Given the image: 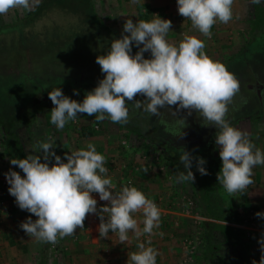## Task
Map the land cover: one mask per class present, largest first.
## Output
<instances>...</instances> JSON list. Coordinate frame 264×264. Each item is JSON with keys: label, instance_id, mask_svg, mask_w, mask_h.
Wrapping results in <instances>:
<instances>
[{"label": "rangeland", "instance_id": "obj_1", "mask_svg": "<svg viewBox=\"0 0 264 264\" xmlns=\"http://www.w3.org/2000/svg\"><path fill=\"white\" fill-rule=\"evenodd\" d=\"M26 2L22 1L23 5L20 9L18 5L17 10L0 8V99L12 96L19 101V96L20 110L24 107V112L32 113L29 107H34L36 100L35 105H31L27 93H22L24 88L18 86L12 91L9 89L14 85L23 84V87L29 88L34 84L42 93L37 104L41 110L32 121L31 134L27 129L15 126L27 158L26 168L31 169L32 173L14 157L7 159L0 156V175H19L25 184V190L19 189L17 195L4 196L0 213L12 221L13 217L16 218L17 209L22 211L19 212L21 220L20 217L27 214L30 216L28 220H43L38 223L39 231L43 233L39 249L43 255L40 260L44 257V261L40 264L65 258V246L61 239L65 224L59 221L67 223V219L72 218V209L69 216L57 214L50 192L43 188L44 181L52 178V174L59 180L60 177L64 178L75 188L98 185L103 190L117 191L130 181L144 200L163 198L157 211L145 208L138 213L164 214L160 215L155 227H159L162 221L163 227L169 223L184 231L178 235L177 248L181 255L176 264H210L207 258L211 256L216 264H259L264 258V238L262 233L253 232L254 229H261L254 207L240 205L237 210H254L257 220L255 228L244 220L243 214L239 215L238 225L230 226L239 231L241 237L238 236V242L247 245L243 252L245 254L238 253L240 248L226 253L230 243L228 238L229 243L225 246V237L218 234L214 237L208 235L209 238L206 236L208 218L202 215L199 196L192 187L197 182L199 169L205 167L204 159L208 155L203 151H208V142L213 137L218 143L224 139V130L217 127L210 136L203 135L204 139L199 136L200 131L211 126L212 121L217 125L225 122L226 126L233 128L237 121L251 117L257 111H264V91H261L260 106L254 90L255 81L264 85V71L260 73L257 69L256 75L253 73L252 76L248 66V63L255 64L258 54L254 56L244 51L245 67L239 64L243 52L234 55L232 60L228 57L244 46L246 38L250 39L247 29H244L245 26L249 27L250 12H238L236 17L230 12V23H225L226 35H221L225 41L223 48L220 47L222 44L216 43L214 34H210L207 40L206 55L197 57L192 52L193 56L189 50L188 56L183 54L184 50H193L199 45L193 39L187 47H179L182 55L172 61L175 63L172 68L179 75L167 76L161 72L160 64L152 62L150 67L138 61L144 60L142 56L135 58L134 53H144L143 48L138 46L151 43V38H147L144 32L138 34L135 28L128 25L130 18L127 17L125 6L128 5H124L125 1L118 0L117 3L120 4V12L127 13L126 17L111 15L112 20L107 21L101 15L103 12H117L115 0H91L93 12H89L85 0ZM255 2L264 7V0ZM40 3L41 8L29 18L28 12L34 11ZM97 14L99 17L96 18ZM124 19L128 20L127 24H120ZM16 23H19L17 27L14 25ZM239 28L243 31L239 32ZM261 33H264V29L258 35ZM222 39L218 41L223 43ZM224 58H229L227 66L220 68L218 73L202 77L195 75L201 66L217 64ZM241 68L248 70L245 71L248 76L237 72ZM223 71L227 74H222ZM216 74L225 77H215ZM63 90H69L71 94L64 96ZM79 91L82 92L81 97L77 96ZM11 118L15 121L17 116ZM241 125L244 131L250 132L249 125L245 124L244 127L243 122ZM91 126L93 136L87 140L82 137L81 128ZM185 127H193L200 141L195 146L197 148H193V142L197 139H182ZM4 144L0 130V153ZM158 144H163L164 149L174 148L173 152L183 155L185 159L182 164L186 169L179 165L180 169L175 170L172 164L165 163L167 161L163 159ZM102 150H105L108 160L104 159ZM40 156L47 159L48 172L36 165L35 161ZM181 171L185 174L182 175ZM212 174L217 177L215 187L220 190L214 194L218 202L216 205H221L219 193L223 195L225 187L219 184L223 178L219 176V169ZM142 175L149 187L142 183ZM240 186L243 189L242 182ZM163 188L167 192L159 194ZM174 199L178 201V211L183 215L172 221L168 216H172L170 212L174 211L171 209ZM181 218L186 221L181 222ZM51 219L54 224L50 222ZM15 222H12L14 226ZM28 225L31 226L30 223ZM207 238L210 245L215 246L208 257L204 252Z\"/></svg>", "mask_w": 264, "mask_h": 264}, {"label": "crops", "instance_id": "obj_2", "mask_svg": "<svg viewBox=\"0 0 264 264\" xmlns=\"http://www.w3.org/2000/svg\"><path fill=\"white\" fill-rule=\"evenodd\" d=\"M22 1L27 3L26 0H0V8L17 10L18 5L19 9L23 5ZM117 1L115 0L116 3ZM123 1H125L124 5H128L125 6V9L128 10L127 17L130 18L128 25H131L132 29L135 28L138 34L144 32L147 38H151V43H144L146 50L143 45L138 46V48H143L144 53L142 55L134 53L135 58L142 56L144 60L138 61L150 65V67L152 62L153 64H160L161 72L167 76L179 75L173 69L175 63L172 62L174 59L177 60L178 55H182V52H179L181 50L179 47H187L193 39L199 45H196L193 50L192 48L184 50L183 54L188 56V52L191 51L190 55H193V52L198 55L197 57L206 55L207 40L210 34H214L216 43L222 44L220 47L223 48L225 41L222 36L226 35L225 25L230 23V12L235 17L238 12H252L255 3V0H185L184 3L180 0H139L140 3L137 0ZM116 10L117 12H103L101 16L104 21L112 20L111 15L126 17L125 12H120L119 3H117ZM97 16L98 14L96 18ZM140 17L144 19L146 25H142ZM127 21L124 19L123 23L120 24H127ZM245 27L244 29H247ZM239 30V32L243 31L240 28ZM230 33L228 32V34ZM238 35L240 36V33ZM184 36L186 38H182ZM219 38L223 40V43L218 41ZM177 40L179 41L177 42ZM183 41L186 43L184 44ZM228 60L229 58H224L217 64L209 63L208 66H201L199 73L195 75L205 72L204 76L218 73L220 68L227 66L226 61ZM221 73L227 74L226 71ZM188 75L192 74L188 73ZM215 77L224 78L225 76L216 74ZM243 120L237 121L238 123L233 128L226 126L225 123L221 125L219 129L224 130L222 133L224 139L222 143H218L213 137L208 142L207 155L222 160L223 166L219 169L221 172L219 176L223 178V182L219 185L227 189L225 192L229 193L230 197L237 200L235 186L241 182L246 184L247 206L254 207L261 227V229H254L253 232L262 233L264 238V126H262L264 120L251 121L248 118ZM241 122H243L244 127L245 124L249 125V133L244 131ZM87 140L91 139L88 138ZM170 153L173 155L174 152L170 151ZM101 154H105L103 157L108 160L105 150H102ZM140 177L143 179L144 186L149 187L145 177L143 175ZM166 192L167 189L163 188V191L161 189L158 193ZM215 193L216 191L207 200L208 206L205 204L208 208L217 207ZM200 198L203 201V197ZM174 200L171 207L174 211L170 212L172 216H168V218L171 217L172 221L183 215L178 211V201ZM237 203L239 204V200ZM71 208L72 218L69 221L67 219V223L58 220L60 224H65L66 228L61 230V239L65 246L64 254L66 256L49 264H176L179 262L181 252L177 248L178 235L183 234L184 231L174 228L169 223L163 227L162 221L159 227H155L160 215L164 216V214H132L126 218L123 225H120L111 213L109 215L110 227L108 228L101 223L100 213L95 212L86 204H73ZM226 210L227 207H225L222 217L225 216ZM19 212L22 211L16 209V218L13 217L12 221L6 218L5 214L0 213V264H40L42 260L44 261V257L40 260L43 255L39 249V244L43 240V233L39 231L38 223L42 219L39 218L40 220L38 219L37 222L34 219L28 220L30 216L24 213L27 215L20 217L21 220L19 219ZM14 220L16 221L15 226L12 224ZM53 220L56 221V218L54 217ZM19 221L22 222L19 223ZM183 221L186 220L181 218V222ZM29 223L31 226L28 225ZM207 223L227 227L234 225L209 218ZM111 229L116 230V234H113ZM227 240L226 237L223 238V242L226 243L225 246L230 241L229 247H227L229 250L226 248V253H231L233 248L240 247V243L234 242L233 244L232 241L234 240ZM244 243L246 242L244 241ZM262 243L264 244V242ZM233 245L234 247H232ZM244 245L245 247L238 251L240 255L245 254L243 252L246 251L247 245ZM207 259H209L210 264H216L214 257L211 256Z\"/></svg>", "mask_w": 264, "mask_h": 264}, {"label": "trees", "instance_id": "obj_3", "mask_svg": "<svg viewBox=\"0 0 264 264\" xmlns=\"http://www.w3.org/2000/svg\"><path fill=\"white\" fill-rule=\"evenodd\" d=\"M85 1L87 2V5L89 6V12H93V5L91 3V0H85ZM41 6H42V3L37 5L34 8V11L28 12L29 18L30 17L32 18V15H34L35 12L37 10H39V8H41ZM250 16L251 17H248L249 18L248 19L249 27L247 28V31H246L247 36L250 35V39L246 38L247 39L246 42L243 43L244 46L240 47V49H238L230 57V60H232V57L234 55L236 56L237 53L243 52L241 54L242 57H241V62H239V64L242 65V67H245V60L243 57L245 55L244 51L249 52V54L253 53L254 56L258 54V58H256L254 65L251 63H248L249 70L251 72L250 74L252 75L254 73L253 75H256L255 73L257 72L256 71L257 69L260 70V73H262L264 71V33H261L260 35H258V33L264 29V7L262 6V4L255 2L253 4V11L250 12ZM97 21H99V20H97ZM140 21H141L143 26L146 25V23L142 17H140ZM99 23L101 24V21H99L98 24ZM18 24L19 23H16L14 25L17 27ZM8 25L12 26L11 24H8ZM3 28L4 27H2L1 29H3ZM252 60L253 59H250V61H252ZM246 70L241 68V70L237 71V72H239V73L241 72L242 75H247L245 73ZM247 72H248V70H247ZM205 73L199 74L198 77L204 76L203 74H205ZM18 86H19V88H24L22 93L23 94L27 93L26 96L31 101V105H33V104L35 105V100H36L35 106L37 108L34 109L35 106L29 107V109L33 110V112L31 113L30 111H28V113H26V112H24L25 111L24 107L21 108V110L19 108V104L21 103L20 102L21 97L18 96L19 101H17L18 99H16V98L14 99V97H12V96H6L4 100L0 99V130H1V137H2V139L5 140V144L2 145L3 151H1L0 156H1V158H7V159H13L12 157H14L15 160H17L21 163V166L26 168V167H28L26 165L27 164L26 163L27 158L25 156L23 146L21 145V142L19 141V138H21V136L19 135V138H18V135H17V132L19 130L16 131L15 126H19L18 129H27L28 132H30V134H31L30 128H32V121L34 120L38 110H41V108L37 104L40 103V95L42 93H40L37 85H34V84H32L29 88L23 87V84L14 85V86L10 87L9 91H12L13 89L17 88ZM61 90H59V91H61ZM56 91H58V90L56 89ZM68 91L63 90V95L64 96L70 95L71 93H69ZM46 92H49V91H46ZM37 95H38V97H37ZM80 95L82 96L81 91H79L77 96L81 97ZM79 101L82 102L83 99H80ZM82 103H84V102H82ZM82 103H80V104H82ZM89 104L92 105V103H90V102H89ZM34 110H35V112H34ZM17 111L18 112L20 111L19 112L21 115L20 118H19V113H16ZM96 111L99 114H102V111H99L97 109H96ZM15 116H17V118L15 121H13L11 117H15ZM247 118L250 119L251 121L264 120V111H257L251 117H247ZM95 123H97V120H95ZM81 135L84 138H91L93 136L92 126L91 127H82L81 128ZM157 146L162 151L161 153H162L163 159L165 161H167L165 163L172 164V166L174 167L175 170L180 169L178 167L179 165L182 166V169L184 168V164H182V162L185 159V157L183 155H181L179 152H174L173 155H171L170 151L173 152L174 148H173V150H169V148L164 149V148H162L163 144H160V145L158 144ZM203 152L207 153V150L205 149ZM46 160L47 159L44 156H40L35 161L36 165L38 164V166H40L42 171L47 170V168H48L46 166V163H47ZM204 160L206 163L205 167L199 169V173L197 175V182H196L197 184L193 183L194 185L192 186L194 188L197 196H199L198 198L200 199V204H201V208L203 211L202 215L205 216L206 218H209V219L238 225L240 223V220H239L240 216L237 212L238 206L239 205H246L247 206V204H248L246 188L242 189L240 186L241 183H238L237 186H235V191L237 194V200H239V204L237 203L236 199H234L233 197H230L231 195L229 193L225 192L223 195L219 193V196H220L219 201H221V205H217V207L213 208L214 210L211 209L210 207L208 208L207 207L208 206L207 200L209 199V197L213 195V192L216 191V193H217V190L220 191L219 189L215 188L216 182L218 183V180H217V177L213 176L212 173H214V171L216 169H220L223 166V163H222L221 159L212 158V156H207V158H205ZM185 169H186V167L184 168V170ZM26 170L28 172L32 173L31 169L26 168ZM20 172L21 171H19V173ZM46 172H48V170ZM181 174L183 175V174H185V172L181 171ZM26 176L27 175H25V177ZM47 176H48V173H47ZM59 176H61V175L59 174ZM60 181H65V179L60 177ZM42 183H43V180H42ZM225 189H224V191H227V189L226 190ZM200 197H203V201H201L202 198H200ZM216 204H218V202ZM225 207H227L226 214L224 217H222L224 210H225ZM205 230H206V236L207 237H208V235L210 237L213 235L216 236L218 234V235L226 237L230 240H234V242L239 244L238 236L240 238L241 235L238 234L239 231L236 230L235 228L222 226V225H216V224H211V225L208 224L206 226ZM208 238H207V243L205 242L206 250H204V252L206 253L205 256H207V257L210 254V250L213 248V246L210 245V241L208 240ZM239 246H240L239 247L240 249H243L245 247L244 244H239Z\"/></svg>", "mask_w": 264, "mask_h": 264}, {"label": "built area", "instance_id": "obj_4", "mask_svg": "<svg viewBox=\"0 0 264 264\" xmlns=\"http://www.w3.org/2000/svg\"><path fill=\"white\" fill-rule=\"evenodd\" d=\"M180 2L184 3L185 0H180ZM52 176L44 181L43 188L50 192L57 214L69 216L73 204H86L95 212L100 213L101 223L108 228L111 213L119 224L123 225L129 215L136 214L145 208L157 211L163 201L161 197L153 201L144 200L130 181L125 182L119 190L115 191L114 189L103 190L98 185L75 188L65 181H60L56 175L52 174ZM245 188L243 184V189ZM19 189L25 190V184L19 175H0V206L3 205L5 195H17ZM237 212L240 216L243 214L244 220L251 226L256 225L254 210L250 209L246 212L239 209ZM111 232L116 234L117 231L111 229ZM259 264H264V258Z\"/></svg>", "mask_w": 264, "mask_h": 264}, {"label": "flooded vegetation", "instance_id": "obj_5", "mask_svg": "<svg viewBox=\"0 0 264 264\" xmlns=\"http://www.w3.org/2000/svg\"><path fill=\"white\" fill-rule=\"evenodd\" d=\"M83 75L80 76V78L82 79ZM254 90H255V96L260 104V106L262 105V99H261V91H264V85L263 84H259V82H256L254 83ZM216 122L215 121H212L211 123V126H208V128H203L200 133H199V136L202 137L204 139V136H210L211 134H213L215 132V129L216 127L219 129L221 125H217L215 124ZM225 122H221L220 124H224ZM217 125V126H216ZM186 128V127H185ZM213 130V132H212ZM182 139L186 140V141H189V140H192L194 139H197L196 142H193V148H197L195 147L197 144H199V138H197V134L194 132V129L193 127L192 128H186V130L184 131L183 130V133H182ZM188 144H191L190 142ZM192 149V148H191Z\"/></svg>", "mask_w": 264, "mask_h": 264}]
</instances>
